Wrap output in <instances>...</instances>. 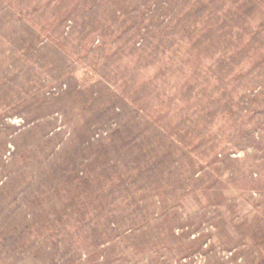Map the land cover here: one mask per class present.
Instances as JSON below:
<instances>
[{
    "label": "rangeland",
    "instance_id": "1",
    "mask_svg": "<svg viewBox=\"0 0 264 264\" xmlns=\"http://www.w3.org/2000/svg\"><path fill=\"white\" fill-rule=\"evenodd\" d=\"M0 264H264V0H0Z\"/></svg>",
    "mask_w": 264,
    "mask_h": 264
}]
</instances>
